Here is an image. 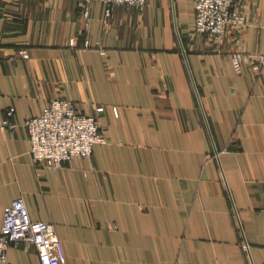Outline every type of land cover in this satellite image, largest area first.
Returning a JSON list of instances; mask_svg holds the SVG:
<instances>
[{
	"label": "crops",
	"instance_id": "obj_1",
	"mask_svg": "<svg viewBox=\"0 0 264 264\" xmlns=\"http://www.w3.org/2000/svg\"><path fill=\"white\" fill-rule=\"evenodd\" d=\"M106 8L0 0V229L22 198L66 264H264V0L223 41L195 32L193 0ZM235 51L252 56L241 73ZM58 98L108 130L53 171L25 122ZM8 264L41 262L21 243Z\"/></svg>",
	"mask_w": 264,
	"mask_h": 264
},
{
	"label": "built area",
	"instance_id": "obj_2",
	"mask_svg": "<svg viewBox=\"0 0 264 264\" xmlns=\"http://www.w3.org/2000/svg\"><path fill=\"white\" fill-rule=\"evenodd\" d=\"M78 1L86 17L94 2L106 5L107 16L111 15L115 5L132 6L142 10L147 4V0ZM246 1L193 0L196 11L195 32L210 39L223 41L231 28L242 29L246 25L247 18L241 10ZM87 46L89 47V43ZM96 48L105 53L99 45ZM21 54L22 57L28 58L26 52ZM250 57L252 56H247L242 51L231 54V61L237 73L242 72ZM251 67L257 74L264 72V52L258 56L257 64ZM103 111V107L97 108L98 113ZM13 114L14 109H10L8 116ZM25 125L34 163L44 164L53 171L71 164L75 159L90 158L96 145L106 142L108 130V127L99 123L97 115L82 114L73 102L62 98L51 100L41 115L28 117ZM21 243L36 247L41 264H66V252L54 225L34 220L24 200L17 198L4 211L0 229V264H8L9 249ZM243 248L247 251L248 244L244 243Z\"/></svg>",
	"mask_w": 264,
	"mask_h": 264
}]
</instances>
